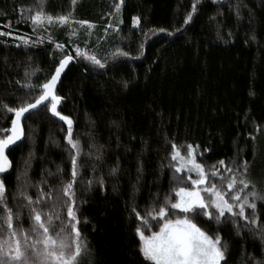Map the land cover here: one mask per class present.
<instances>
[{
	"label": "trees",
	"instance_id": "16d2710c",
	"mask_svg": "<svg viewBox=\"0 0 264 264\" xmlns=\"http://www.w3.org/2000/svg\"><path fill=\"white\" fill-rule=\"evenodd\" d=\"M116 3L120 0H0V32L11 33L0 35V129L10 128L14 115L5 104L35 100L39 89L26 85H42L64 55L74 57L56 94L62 97L57 110L72 119L73 138L81 146L73 185L84 245L79 264H150L139 250L136 228L143 225L133 209L144 217L146 210H159L166 194L175 202V189L194 186L192 173L171 167L173 144L181 154L193 145L196 161L208 172L200 188L209 181L220 187L222 176L230 193L232 173L219 161L228 167L246 161L251 184L242 195L252 185L264 193V0H123L119 12ZM41 9L53 17L69 15L71 27L44 22L34 31L30 17ZM133 17L140 18L139 26ZM79 20L95 27H81ZM21 36L29 38L27 45ZM77 46L105 66L78 57ZM116 48L129 55L114 58ZM22 126V140L6 150L12 166L0 179L13 230L22 243L25 234L31 243L42 239V230L33 231L30 208L45 222L53 217V236L62 226L56 216L68 224L63 188L72 179V164L67 124L47 107L27 115ZM212 166L221 176L212 175ZM29 196L40 203L29 205ZM256 203L257 223L248 227L228 213L219 224L188 214L210 236L221 237L226 248L221 264H264V201ZM6 215L0 204V241L11 237ZM166 215L185 214L169 205ZM246 215L251 218V209ZM162 222L150 220L151 231Z\"/></svg>",
	"mask_w": 264,
	"mask_h": 264
},
{
	"label": "snow or ice",
	"instance_id": "6c2138e0",
	"mask_svg": "<svg viewBox=\"0 0 264 264\" xmlns=\"http://www.w3.org/2000/svg\"><path fill=\"white\" fill-rule=\"evenodd\" d=\"M75 3V0H73ZM123 0L120 3L115 4V9L119 12ZM196 10L195 4L193 5V12ZM192 18V13H189L184 23H188ZM35 31L36 26H42L46 21L48 24H59L61 26L68 25L71 27V21L69 15H58L53 17L47 14L41 9L37 11L35 15L30 17ZM122 23V21H120ZM81 27L87 26L90 30L95 27L94 24L86 20L76 21ZM132 24L134 26L140 25V18L133 17ZM109 27L113 25L109 24ZM163 32L165 29H159ZM72 35H76V32H72ZM0 35H11V33L0 32ZM19 39L27 45L29 38L25 36L19 37ZM49 41L52 38L48 37ZM42 42V39L41 41ZM143 47V45H141ZM56 48L63 49V45L56 44ZM76 55L85 60L90 61L93 65L103 68L105 65L94 53L88 51H82L79 46L76 47ZM129 55L128 52L123 51L120 48H116L113 57ZM72 55H64L62 59L56 64L54 71L50 75V79H47L42 85L33 86L27 84L29 89L37 88L40 91L38 97L33 102L24 101L19 107H10L4 105V108L8 113H14L15 118L11 120V127L8 129H0V174L5 173L11 168L12 163L9 156L6 154V150L9 146L14 145L17 141H20L24 136V130L21 123V118L25 113H30V110H35L38 106L43 105L56 117L67 124V135L65 139L70 146L69 153L72 164V179L63 188V194L66 197L65 205L67 206L68 224L64 225L60 216H56L55 219L61 220L60 231L53 236L51 229L55 227L53 224V217L49 215L47 222L40 211H36L35 208H30V215L34 221L33 231L42 230V239L33 240L29 243V238L25 234L23 243L18 238L17 232L13 230V214L12 210L7 208L5 200L6 187L4 181L0 179V204L6 209L7 215L5 217V224L11 232L12 239L7 241H0V264H79V258L82 255L84 245L81 239V232L77 227L79 219L77 217L75 209V190L73 185L76 183L78 173L77 158L81 152L80 141L78 138H73V121L67 115H62L57 110L58 104L61 102L62 97L56 94V85L61 77L62 72L67 67L68 63L73 60ZM50 98V100H49ZM48 102V103H45ZM198 147V146H197ZM173 152L171 154V167L175 169L177 173L187 170L188 173L195 172L197 179H192L191 175H188V179L191 180V184L194 186L205 185L208 181V172L205 166L197 162L194 154L193 145H187L186 154H181V151L175 144L172 145ZM75 150V154H72V150ZM219 165L224 166L225 170L232 173L231 177L227 180V188L231 190L230 193H226L222 187L224 178L221 176L219 169L212 166L213 176H221V186L214 182L209 181V186L204 188L200 187H180L175 189V196L177 199L172 202L171 196L167 195L164 199V204L159 207L157 211L155 208L146 210L144 217L140 216L139 212L133 211L136 216L142 220V227L136 228V233L139 236L140 252L143 255L145 261L150 264H221V261L225 259L226 248L222 245L221 237L216 235L210 236L206 231L202 230L189 218V213L192 215H200L214 219L218 224L222 223L225 214H231V217L242 218L248 221L249 225H255L257 223L256 209L257 200L264 201V193H260L255 190V185H252V190L246 194L245 190L249 188L251 181L245 178V174L248 170L247 162L241 164H235L233 167L225 165L223 160L219 161ZM243 169L240 173L241 178L238 180L236 173ZM112 172L115 173L116 169L113 168ZM92 181L89 180L88 184L91 185ZM102 184L103 181L101 180ZM240 185V187H238ZM202 193H206L204 195ZM23 195V193H22ZM45 195L41 190V196ZM226 195L230 197L226 198ZM251 197V200L249 199ZM230 200L232 202H230ZM29 205L33 203H40L37 199L33 201L29 196L27 197ZM175 210L179 209L185 214L183 218L169 219L166 213L168 212V206ZM238 208L239 211L234 209ZM246 208L251 209V218L246 215ZM150 220H163L159 224L158 231H151ZM51 226V227H50ZM237 227H240L237 225ZM145 229L150 231V234L145 233ZM63 233V235H61ZM6 246V247H5ZM34 257L35 259H30Z\"/></svg>",
	"mask_w": 264,
	"mask_h": 264
},
{
	"label": "water",
	"instance_id": "95a60500",
	"mask_svg": "<svg viewBox=\"0 0 264 264\" xmlns=\"http://www.w3.org/2000/svg\"><path fill=\"white\" fill-rule=\"evenodd\" d=\"M72 62H73V60H71V61L68 63L67 67H68ZM67 67H66L65 70L62 72L61 77H62V75L64 74V72L66 71ZM61 77H60V79H61ZM49 79H50V78H49ZM60 79H59L58 82H57L56 88H57V86H58V83H59ZM55 91H56V89H55ZM49 100H50V98H49ZM34 101H35V100H33L32 102L34 103ZM45 103H48V102H45ZM42 106H43V105L38 106L35 110H30V113L36 111L37 109H39V108L42 107ZM30 113H25L24 117L21 118V123H22V120H23L27 115H29ZM13 118H15V114L13 115ZM21 140H22V139H21ZM21 140H20V141H21ZM11 146H13V145H11ZM11 146H9V148H10ZM7 150H8V149H7Z\"/></svg>",
	"mask_w": 264,
	"mask_h": 264
},
{
	"label": "rangeland",
	"instance_id": "374dc122",
	"mask_svg": "<svg viewBox=\"0 0 264 264\" xmlns=\"http://www.w3.org/2000/svg\"><path fill=\"white\" fill-rule=\"evenodd\" d=\"M46 22V21H45ZM183 155V154H182ZM192 173V179H197V174L195 172H191ZM193 187H199V186H193ZM159 230V229H158ZM12 239V237H10L8 240Z\"/></svg>",
	"mask_w": 264,
	"mask_h": 264
}]
</instances>
